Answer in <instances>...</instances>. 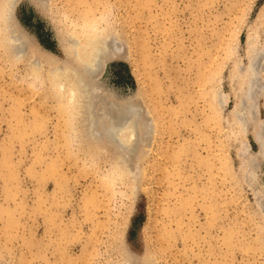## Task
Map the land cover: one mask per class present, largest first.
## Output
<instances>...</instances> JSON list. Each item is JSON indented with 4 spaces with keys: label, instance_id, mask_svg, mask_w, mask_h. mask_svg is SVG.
<instances>
[{
    "label": "rangeland",
    "instance_id": "374dc122",
    "mask_svg": "<svg viewBox=\"0 0 264 264\" xmlns=\"http://www.w3.org/2000/svg\"><path fill=\"white\" fill-rule=\"evenodd\" d=\"M12 15L0 264H264V0H17Z\"/></svg>",
    "mask_w": 264,
    "mask_h": 264
},
{
    "label": "bare ground",
    "instance_id": "6f19581e",
    "mask_svg": "<svg viewBox=\"0 0 264 264\" xmlns=\"http://www.w3.org/2000/svg\"><path fill=\"white\" fill-rule=\"evenodd\" d=\"M16 2H17V0H0V21H1V24H3L4 25V27H6V29H4V32H6V34H8L9 33V37H8V40H10L11 42V44H13L14 45V48H16V50H17V52L18 53H21L22 52V50H23V46H24V44H25V41H24V35H23V33L20 31V29H18V27L16 26H13V28L14 29H12V27H10L9 26V22L12 20L11 18H12V11H13V8H14V6H15V4H16ZM12 15V16H11ZM15 23H16V21H14ZM14 23V24H15ZM8 26H9V28H8ZM13 32V35H11V33ZM12 39V40H11ZM76 42V40L73 42V43H75ZM103 47V46H102ZM97 50V49H96ZM101 50V49H100ZM96 53H97V51L94 53H92V56L94 57L95 55H96ZM20 55V54H19ZM19 55H17V56H19ZM85 56V55H84ZM88 58V57H87ZM78 59H79V57H78ZM94 61H95V59H91L89 62H87V63H85L84 64V69L87 71V72H91L92 70H93V67H94ZM97 62V61H96ZM97 65V64H96ZM254 67V66H253ZM253 70H255V68L253 69ZM62 72V71H61ZM73 72V71H72ZM93 72V71H92ZM254 74V73H253ZM257 74V73H256ZM256 74H255V78H256ZM254 78V79H255ZM61 79V78H60ZM252 81H254V80H252ZM82 82V81H81ZM84 83V82H83ZM86 84V83H85ZM81 85H82V83H81ZM252 85V84H251ZM84 86V85H83ZM87 88V87H86ZM251 88V87H250ZM253 89V88H252ZM87 91V90H86ZM88 91H89V89H88ZM73 92V91H72ZM250 92V91H249ZM88 93V92H87ZM73 94V93H72ZM249 95H250V93H249ZM248 97V96H247ZM249 97H251V96H249ZM250 99V98H249ZM248 103V102H247ZM256 105V104H255ZM89 106V105H88ZM242 106H243V104H242ZM241 106V107H242ZM251 106V105H250ZM117 108H118V106H116ZM252 107V106H251ZM125 109V108H124ZM131 109V108H130ZM134 111L135 109H131V111ZM131 111H128V112H131ZM136 111V110H135ZM117 112V111H116ZM134 113H132L131 115H133ZM137 114V113H136ZM243 114V113H242ZM129 115H130V113H129ZM123 117V116H122ZM236 117L237 118H240V114H238V113H236ZM129 118V117H128ZM243 118H241V120H242ZM253 119V118H252ZM116 120V119H115ZM120 120V119H119ZM119 120H118V122H119ZM121 121V120H120ZM125 121V120H124ZM130 121V120H129ZM238 121H240L239 119H238ZM120 123H122V122H120ZM124 124H125V122H123ZM126 123H127V121H126ZM117 124V123H116ZM119 124V123H118ZM117 124V125H118ZM130 124V123H129ZM135 124V123H134ZM134 124H133V126H134ZM244 124V123H243ZM111 125H113V124H111ZM115 125V124H114ZM127 125V124H126ZM120 126V125H119ZM122 126V125H121ZM114 127V126H113ZM123 127V126H122ZM105 130V129H104ZM124 130V129H123ZM129 130H131V129H129ZM122 130H121V127H120V129L117 127V128H111L110 129V133L112 134V136L113 135H116V136H118L119 134H120V132H121ZM109 132V131H108ZM107 132V130L105 131V133H107L108 135H110L109 133ZM133 132V131H132ZM264 132V131H263ZM115 133V134H114ZM117 133V134H116ZM106 134V135H107ZM92 135H93V133H92ZM262 134H260V136H261ZM264 135V134H263ZM257 137V136H254V139L252 140L253 141V143H254V145H256V148H257V151H258V155H257V158H255L256 159V163L257 164H259L261 161H263L264 162V137ZM109 138H113V137H111V136H108ZM132 137V136H131ZM115 139H116V137H115ZM114 139V140H115ZM118 139V138H117ZM113 140V141H114ZM116 142V141H115ZM120 143H122V142H120ZM119 143V144H120ZM121 146L123 145V144H120ZM247 148V147H246ZM127 252V251H126ZM129 252V251H128ZM129 255H131L130 253H129ZM128 255V256H129ZM132 258H134V257H132ZM122 260V259H121Z\"/></svg>",
    "mask_w": 264,
    "mask_h": 264
},
{
    "label": "trees",
    "instance_id": "16d2710c",
    "mask_svg": "<svg viewBox=\"0 0 264 264\" xmlns=\"http://www.w3.org/2000/svg\"><path fill=\"white\" fill-rule=\"evenodd\" d=\"M143 218L142 214H136L132 217L133 223L131 224V227L129 228V232H128V236L130 235V230L132 228V226H134V224L136 225L137 223H139L141 221V219ZM129 242L131 240V238H128Z\"/></svg>",
    "mask_w": 264,
    "mask_h": 264
}]
</instances>
